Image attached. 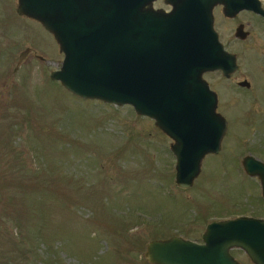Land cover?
Returning a JSON list of instances; mask_svg holds the SVG:
<instances>
[{
	"label": "rangeland",
	"instance_id": "1",
	"mask_svg": "<svg viewBox=\"0 0 264 264\" xmlns=\"http://www.w3.org/2000/svg\"><path fill=\"white\" fill-rule=\"evenodd\" d=\"M255 22L216 14L214 29L238 69L229 80L203 79L227 130L183 190L172 140L154 121L130 106L79 99L50 80L63 60L53 36L18 16L16 0H0V264H148L149 241L201 243L211 221L264 219L259 180L241 165L247 155L264 163V32ZM243 77L249 89L237 87ZM230 253L253 264L241 250Z\"/></svg>",
	"mask_w": 264,
	"mask_h": 264
},
{
	"label": "water",
	"instance_id": "2",
	"mask_svg": "<svg viewBox=\"0 0 264 264\" xmlns=\"http://www.w3.org/2000/svg\"><path fill=\"white\" fill-rule=\"evenodd\" d=\"M153 1L17 0L16 14L38 22L64 55L50 80L80 99L130 106L154 121L172 140L175 184L185 190L203 158L219 152L227 129L216 111L217 96L202 76L220 71L228 78L237 68L214 30L212 9L222 5L226 17L264 11L257 0H166L173 8L166 14L154 10ZM238 34L247 35L241 29ZM29 52L19 55L16 68ZM241 165L259 180L264 199V163L247 155ZM201 241L152 240L143 257L148 264H240L230 253L238 249L251 263L264 264V219L211 222Z\"/></svg>",
	"mask_w": 264,
	"mask_h": 264
},
{
	"label": "flooded vegetation",
	"instance_id": "3",
	"mask_svg": "<svg viewBox=\"0 0 264 264\" xmlns=\"http://www.w3.org/2000/svg\"><path fill=\"white\" fill-rule=\"evenodd\" d=\"M259 1V7L260 9H262V11H264V0H258ZM16 4H17V0H16ZM152 8L154 10H161L162 12L164 13H170L172 11V6L169 4V3H166V0H154L152 2ZM212 13H213V16H214V20L216 18V14L218 13L219 15H221V17H223L224 20H233V19H238L242 14H249L251 15L254 19H256V22H255V26L253 28V30L257 33H261V32H264V16L263 15H260L258 13H255L253 11H250V10H240V11H237L232 17H226L223 13V6L222 5H217L216 7L213 8L212 10ZM238 29H241V32L242 33H246L247 35L249 33L245 32L244 29H243V25L241 24H238L237 28L235 29L238 30ZM236 35V34H235ZM237 36V35H236ZM241 35L238 36V38H240ZM235 55V54H234ZM236 57V55H235ZM237 62V60H236ZM238 69V66L236 68V70L234 71V73L237 71ZM212 73H217V74H220V76L224 79H230L232 77V75H230L228 78L227 77H224L222 75V73L220 71H216V72H208V73H205L203 75V78L207 75H210ZM232 73V74H234ZM243 81L241 82H237L236 85L237 87L239 88H244V89H249L250 88V83L243 77L242 78ZM242 82H246L248 85L247 86H240L239 83H242ZM208 84V83H207ZM209 88L212 90V88L210 87V85L208 84ZM215 92V91H214ZM222 116V115H221ZM224 118V116H222ZM226 121V120H225ZM226 126H227V121H226Z\"/></svg>",
	"mask_w": 264,
	"mask_h": 264
}]
</instances>
